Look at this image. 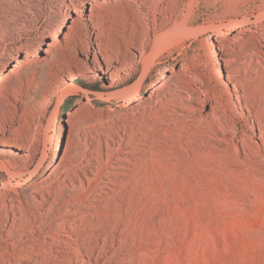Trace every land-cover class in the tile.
<instances>
[{"label": "rangeland", "instance_id": "1", "mask_svg": "<svg viewBox=\"0 0 264 264\" xmlns=\"http://www.w3.org/2000/svg\"><path fill=\"white\" fill-rule=\"evenodd\" d=\"M0 74V264H264V0H0Z\"/></svg>", "mask_w": 264, "mask_h": 264}, {"label": "bare ground", "instance_id": "2", "mask_svg": "<svg viewBox=\"0 0 264 264\" xmlns=\"http://www.w3.org/2000/svg\"><path fill=\"white\" fill-rule=\"evenodd\" d=\"M97 38V37H96ZM99 54V55H101V50H100V47L97 45V51H94V54ZM4 69H5V66H4ZM119 72H115V74L113 75V77L112 78H110L111 80H113V79H117V78H119ZM3 77V74H0V80H1V78ZM164 79H165V77H163Z\"/></svg>", "mask_w": 264, "mask_h": 264}]
</instances>
